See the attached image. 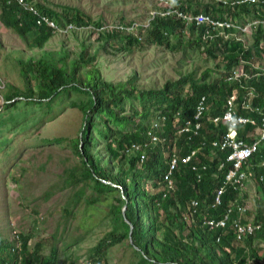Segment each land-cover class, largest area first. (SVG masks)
I'll return each instance as SVG.
<instances>
[{
  "label": "trees",
  "instance_id": "trees-1",
  "mask_svg": "<svg viewBox=\"0 0 264 264\" xmlns=\"http://www.w3.org/2000/svg\"><path fill=\"white\" fill-rule=\"evenodd\" d=\"M24 2L31 8H25L19 0H0V17L2 24L14 30L30 49L42 50L55 35L52 27L43 20L45 18L54 21L61 29L70 25L71 31L94 24L93 30L99 31L105 44L112 37H119L122 42L120 50H129L139 42V37L133 33L115 28L105 30L102 23H93L79 9L64 7L58 12L41 4H31L30 0ZM198 6L177 4L174 7L179 11L205 13L224 19V13H218V8L209 6L201 9ZM235 7L237 13L245 15L244 19L246 16L264 18V4L243 3ZM206 30L204 25L186 26L173 15H157L150 21L146 31L155 43L168 46L171 37L183 42V34L186 36L187 31L192 37L190 45L202 47L214 59L222 58L227 74L215 82L197 81L192 94L183 93L179 86L170 83L163 89L139 92L138 100L144 107L142 111L133 104L128 110L125 107L127 100L136 99L135 84L108 82L95 66L85 70V77L81 75V68L96 60L95 55L89 56L85 45L70 69L63 67L69 56L64 48L17 61L26 89L7 93L5 98L8 102L18 97L30 102L52 101L70 92L88 97L79 105L73 102V106L80 107L85 115L81 133L74 139L75 148L81 157L84 176L93 180L95 190L99 194L119 192L120 197L116 200L117 206L111 210L115 227L91 250L87 264H108L107 249L126 239L137 256L131 264H264L261 255L264 251V200L258 206L255 219L248 210L242 215V223L254 221L260 224V228L241 239L237 238L231 220L238 217L239 207L247 206V193L228 187L222 196V204L217 208L211 206L215 190L222 185L231 167L226 159L227 153L212 146V142L227 131V125L222 122L217 125L213 118L225 111L227 100L236 94L238 114L255 121L254 125L240 127L239 136L252 141L253 133L257 135L261 125V115L256 110L264 113V49L257 43L264 37V28L259 25L254 32L257 33L256 46L249 47L234 38L225 40L213 36L204 40ZM240 65L244 66L248 77H241V81L229 80L231 71ZM203 95L207 96L208 108L201 119V131L198 134H179L183 124L194 118ZM153 111L154 119L150 118ZM160 118L164 120L160 122L157 134L163 140L158 142L160 148H155L148 131L152 120ZM250 132L251 137L247 136ZM101 140L105 141L103 149ZM137 146L141 149H136ZM194 150L196 155L192 161L181 163L173 172L174 189L165 188L164 175L172 156L184 157ZM142 155L145 159L141 162ZM262 160L264 140L245 168L264 196V181L258 178L260 174L264 175V170L259 167ZM147 183L151 189L146 187ZM153 188L159 190L153 192ZM193 200L201 204L190 218L188 206ZM229 209H232L231 220L224 229L210 230L204 225V216L221 218ZM29 240L21 233L12 239H5L0 234V264H56L57 247L52 250V260H48L40 253L41 243H36L31 251ZM68 264L78 263L74 259Z\"/></svg>",
  "mask_w": 264,
  "mask_h": 264
},
{
  "label": "rangeland",
  "instance_id": "rangeland-1",
  "mask_svg": "<svg viewBox=\"0 0 264 264\" xmlns=\"http://www.w3.org/2000/svg\"><path fill=\"white\" fill-rule=\"evenodd\" d=\"M232 1L235 0H30L31 4L58 12L64 7L79 9L93 23H102L107 31L117 29L122 23L135 22L139 27L133 32L141 38L126 51L120 50L119 37H112L105 44L99 31L93 30L94 24L58 32L42 50L30 49L14 30L2 24L0 17V234L3 238L12 239L14 235L17 238L21 233L29 237L31 251L36 243H41L40 253L48 260H52V250L57 247L56 264H68L74 259L78 264H87L91 250L115 227L111 210L120 197L119 192L99 194L95 190L93 180L84 176L81 157L75 148L74 139L81 133L85 115L73 102L79 105L88 97L70 92L52 101L30 102L18 97L8 102L7 93L26 89L17 61L64 48L69 56L63 67L70 69L85 45L89 56L95 55L96 60L83 66L81 75L85 77V70L95 66L108 82L135 84L136 99L127 100L125 107L128 110L133 104L142 111L139 92L163 89L170 83L179 86L183 93L192 94L198 82H215L227 74L222 58L214 59L202 47L190 45L192 37L187 31L183 42L171 37L168 46L155 43L146 31L151 19L149 13L177 4H191L194 8L198 4L201 9L218 8L223 17L240 22L245 15L236 12ZM240 36L248 47L256 44L257 33ZM257 44L264 49V37ZM154 115L153 111L150 118L154 119ZM151 143L160 148L158 142ZM104 145L105 141L101 140L102 149ZM146 187L151 189L150 183ZM245 189L248 211L255 219L264 196L254 180ZM158 190L153 188V192ZM129 244L126 239L108 248V264H131L136 260ZM261 255L264 261V251Z\"/></svg>",
  "mask_w": 264,
  "mask_h": 264
},
{
  "label": "built area",
  "instance_id": "built-area-1",
  "mask_svg": "<svg viewBox=\"0 0 264 264\" xmlns=\"http://www.w3.org/2000/svg\"><path fill=\"white\" fill-rule=\"evenodd\" d=\"M19 2L25 8H31L27 6V3L24 0H19ZM224 4H228V1H224ZM264 4V0H235L231 2V5L236 4ZM150 14L151 21L155 16L159 15L161 17H167L168 15H173L176 19H181L186 26H191L195 24L197 26L204 25L207 28L206 32L203 34V39L207 40L209 38L212 39L215 37H222L227 40L228 38H234L236 41L242 42L245 47H248L245 44V40L240 36L242 34H252L254 33L259 25L264 28V18L263 19H251L247 20V18H242L240 22H233L230 19L224 17V19L214 18L205 13L193 14L192 12L187 11H179L176 10L175 7H168V9L162 11H152ZM50 25L58 29L60 32H66L72 28V26H68L66 29L62 30L57 28V26L50 21ZM150 26V22L148 27ZM139 26L133 22L131 25L126 24L120 25L116 27L117 29L124 30L128 33H133L134 30ZM147 27V28H148ZM241 77H248L247 72L244 69L243 65H240L237 68H234L229 76V80H239L241 81ZM207 96L203 95L196 107V111L194 114V118L188 120L182 128L179 129V134H198L202 128V118L207 110ZM246 108H249L247 105ZM261 115V125L258 129V134L253 135V140L249 141L248 139H243L239 136L240 127H245L248 124H255V121L251 117L239 115L237 112L236 105V94L232 95L226 103L225 111L218 116L213 118V122L215 124H220L221 122L227 125V131L219 138L215 139L212 142L213 148H217L222 153H227V161L231 164V167L228 173L225 176V179L221 186H219L215 192L214 197L212 199V208H217L222 204V196L225 193L228 187L233 188L240 193L245 191L247 188V184L253 181V177H250L248 171L245 169L248 166V163L253 158V156L257 153L258 148L262 141L264 140V113H260L259 110H256ZM164 118L158 119L150 126L148 134L150 136L151 141L160 142L163 140L158 136V130L160 127V122H163ZM249 137L252 136L248 133ZM136 149H141V147L137 146ZM196 155V150L192 151L191 154L186 155L184 157L176 156L175 154L172 156L171 160L168 163V170L164 175L165 188L168 190L174 189V180H173V172L179 167V165L190 163L193 157ZM145 159V155L141 156V162ZM259 167L264 170V160L259 163ZM196 169V166H194ZM251 178V180H250ZM261 182L264 181V175L258 176ZM255 181V179H254ZM256 182V181H255ZM201 204L198 200L191 201L188 206L189 217L192 218L197 210H199V205ZM248 210L247 206L239 207L238 217L235 219H230L232 209H229L228 212L221 218H210L209 216H204V225L208 226L210 230H216L225 228L229 221H232V226L236 229V235L238 239L243 238L247 234H253L256 229L260 228V224H255V222L242 223V215ZM253 220V219H251Z\"/></svg>",
  "mask_w": 264,
  "mask_h": 264
},
{
  "label": "clouds",
  "instance_id": "clouds-1",
  "mask_svg": "<svg viewBox=\"0 0 264 264\" xmlns=\"http://www.w3.org/2000/svg\"><path fill=\"white\" fill-rule=\"evenodd\" d=\"M38 14H40L39 12H38ZM43 19V18H42ZM44 21L46 20V23L50 26V27H52L51 25H50V21L51 22H53L56 26H57V28H59V29H61V27H59L54 21H52V20H48L47 18H45V19H43ZM69 26V25H68ZM68 26H66L65 27V29L68 27ZM52 29H53V31H54V33L56 34V33H64V32H60L58 29H55V28H53L52 27ZM62 30H64V29H62ZM139 38H141L139 35H137ZM234 95V94H233Z\"/></svg>",
  "mask_w": 264,
  "mask_h": 264
},
{
  "label": "water",
  "instance_id": "water-1",
  "mask_svg": "<svg viewBox=\"0 0 264 264\" xmlns=\"http://www.w3.org/2000/svg\"><path fill=\"white\" fill-rule=\"evenodd\" d=\"M132 227V226H131ZM132 229V228H131ZM130 234H131V232H130ZM132 241V240H131ZM132 243V242H131Z\"/></svg>",
  "mask_w": 264,
  "mask_h": 264
}]
</instances>
